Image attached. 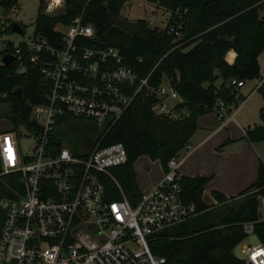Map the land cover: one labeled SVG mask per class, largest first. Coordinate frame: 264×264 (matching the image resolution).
Returning <instances> with one entry per match:
<instances>
[{"label": "built area", "instance_id": "obj_1", "mask_svg": "<svg viewBox=\"0 0 264 264\" xmlns=\"http://www.w3.org/2000/svg\"><path fill=\"white\" fill-rule=\"evenodd\" d=\"M135 1L142 12L170 18L168 10L148 0H122L121 18L126 19L121 13ZM66 8L67 0H43L40 15L55 17ZM2 10L7 11L0 4V59L11 55L19 62L17 71H26L21 63L25 54L47 91L42 103L31 107L33 125L18 127L34 137L30 156L19 151L18 128L0 134V176L18 174L23 187L22 194L12 189L13 198L0 197V264H166L153 254L151 242L198 215L194 203L182 197L177 158L168 161L160 183L131 205L112 174L127 161L123 145L97 142L83 154L64 141L57 126L86 120L107 132L142 90L145 97L156 98L151 107L155 115L176 121L186 116L176 110L180 97L165 78L156 88L148 84L149 75L139 79L118 49L91 47L95 29L85 21L83 8L68 24H56L59 38L51 42L35 26L27 39L4 41L2 35L12 31L13 23L6 24ZM167 23L162 29L179 38L181 23ZM229 84L235 89L244 85L236 79ZM259 214L264 220V200ZM253 226L244 223L243 233L253 234ZM240 253L245 264H264V244L244 245Z\"/></svg>", "mask_w": 264, "mask_h": 264}, {"label": "trees", "instance_id": "obj_2", "mask_svg": "<svg viewBox=\"0 0 264 264\" xmlns=\"http://www.w3.org/2000/svg\"><path fill=\"white\" fill-rule=\"evenodd\" d=\"M16 0H2L8 10ZM168 10V25L180 22V37L166 30L152 28L145 21L137 20L132 36L108 23L110 15L120 17L122 0H67L65 13L55 17L40 14L35 20L36 32L48 41L58 39L53 29L58 23L68 24L82 8L85 21L93 25L95 38L91 47H114L123 62L139 79L149 75L148 84L158 87L166 79L181 99L176 110H184L180 120L155 115L151 107L155 97H145V90L138 93L118 121L100 134L101 146L121 143L127 161L112 170L124 197L134 205L140 196L133 162L141 156L158 161L163 171L167 163L177 158L197 130V119L220 108L229 115L240 101L239 89L229 84L232 79L245 83L262 81L256 88L264 99V80L259 74L258 56L264 50V0H148ZM7 32H11L9 29ZM233 51L232 64L225 61L227 52ZM20 75L16 60L0 66V95L9 104L13 129L31 127V107L42 103L47 85L40 73L27 64ZM220 84L215 86L216 80ZM17 89L20 95L16 96ZM264 119V108L259 110ZM10 130V131H12ZM6 132V131H4ZM243 140L263 143L264 127L254 125L244 130ZM207 177L181 176L182 197L194 203L198 215L182 224L171 227L151 242L156 256L166 264H245L233 251L247 236L242 225L253 223V235L264 244V220H260L259 205L264 199V163L258 161L256 180L247 189L231 198L214 195L216 204L205 206L202 194ZM112 190L111 186H108ZM15 189L23 193L18 174L0 176V197L13 198ZM119 198L118 196H115ZM4 213L0 211V230Z\"/></svg>", "mask_w": 264, "mask_h": 264}, {"label": "rangeland", "instance_id": "obj_3", "mask_svg": "<svg viewBox=\"0 0 264 264\" xmlns=\"http://www.w3.org/2000/svg\"><path fill=\"white\" fill-rule=\"evenodd\" d=\"M43 0H16L15 4L7 11L2 10L3 15L6 16V24L11 25L16 22L20 24L24 30V35H19L14 32H7L2 35L4 41H20L27 39L31 36L34 31L35 20L40 14L41 6ZM144 12L141 11L139 1H135L132 4L126 6L121 16L129 21L143 20L150 27L163 28L166 24L167 15H159V18L151 20L147 17H143ZM143 17L144 19H142ZM139 18V19H138ZM3 47L0 45V52ZM258 67L259 74L262 79H264V50L258 56ZM260 81H247L245 86L240 90L241 98L237 107L232 110V112L227 115L225 111H219V113L224 117V122L234 115L235 123L231 124L229 129L232 130V136L234 138H240L241 130L239 127L248 128L254 125H259L264 127V119L259 116V110L264 108V99L257 92L256 86H258ZM262 83V82H261ZM220 84V80H216L215 86ZM4 96L0 95V134L4 131H10L13 129L10 122V110L9 104L3 101ZM222 119L217 118L212 120L210 123V128L215 130V128L221 124ZM199 123H203V120ZM224 133L227 132V126L224 127ZM57 129L64 133V141L72 145L73 148L80 151L83 154H87L98 142V137L100 134L104 133L105 126L99 128L94 123L86 120H69L64 124L57 126ZM17 142L20 153L24 157H28L32 154V145L34 143L33 135H28L21 128H18ZM204 132L198 130L190 140L191 152H197L191 158L186 156L185 165H192L191 173L196 176L203 175L210 178L212 186H221L226 184L229 179L241 178L243 175L247 174L249 166L253 162L257 166V162L260 160L264 163V146L263 143L259 142L258 148H244L242 152L236 155V145L235 143L226 144L219 143L215 145L223 134H216L210 140L208 139L206 144L198 149V141ZM200 137V139H199ZM239 143V142H238ZM214 146V147H213ZM250 147V146H249ZM198 149V150H197ZM246 149V151H245ZM189 150H184L179 154L178 161L183 158V156L188 154ZM188 158V160H187ZM133 171L135 173L136 184L140 194H144L149 186L146 184L150 183L155 176L163 177L162 168L157 161H151L146 156L138 157L132 164ZM185 172V171H184ZM186 174V173H185ZM211 186V185H210ZM209 189L207 190L208 194ZM209 195V194H208ZM264 200V199H262ZM204 203L210 205L212 203V198H208L207 195L204 197ZM258 239L255 235L251 234L247 236L238 246L235 247L233 253L234 255L241 259L242 255L240 253L241 245L249 244L255 246L258 244Z\"/></svg>", "mask_w": 264, "mask_h": 264}, {"label": "crops", "instance_id": "obj_4", "mask_svg": "<svg viewBox=\"0 0 264 264\" xmlns=\"http://www.w3.org/2000/svg\"><path fill=\"white\" fill-rule=\"evenodd\" d=\"M159 15H160V13H158V12L145 11L144 14H143V17H147V18H149L151 20H155V19L159 18ZM143 17H141V18L144 19ZM164 20H168V18L167 19L165 18ZM157 28H159V27H157ZM160 29H162V28H160ZM234 59H235V53L233 51L227 52V54L225 55V61L228 64H232L234 62ZM261 82L262 81H260L259 85L261 84ZM245 83H244V85L241 88H239V94H240V90L245 86ZM258 86H256V88ZM224 117L225 116L220 117V119H222L221 120L222 122H221V124H219L215 128V130H212L210 128V123H211L212 120H214V119L217 120V118H219L217 113L212 112V113L206 114L204 116H201V117H199L197 119V130H196V132L198 130H201V129L204 132V135L201 136V139L199 137L200 140L198 141V147H199L198 149L203 147L206 144L208 139L210 140L216 134L218 135V134H221V133L223 135L221 137H219V140L217 141L216 144H214V146L217 145V144L219 145V143H224V142L225 143L222 146H224L226 144H230L231 145V143H235L236 149H237L236 150V153H237L236 155L240 154L244 148H247V149L251 148V147L258 148V144L259 143H249V142H246L245 140H243L242 137L244 136V130L246 128L239 127L240 130H241V136H240V138H234V136H232L233 135L232 134V130L229 129L230 125L235 123L234 115H231L227 119L226 122H224ZM202 120H203V123H199ZM225 126L228 127V129H226L227 130L226 133H224V129H225L224 127ZM192 137L190 138V140L192 139ZM190 140H189L188 146L184 150H189L190 149V146H189L190 145ZM183 151H181V152H183ZM245 151H246V149H245ZM196 153H197L196 151L193 153V152H191V150H189L188 154L187 155L185 154L183 156V158L178 161L177 172H178V174L180 176H186V177H195L196 176L195 174H190L191 173V169H192V165L190 166V164H188V165L184 166L185 162H186L185 161L186 156L189 155L188 158H191ZM178 158H179V155L177 157V160H178ZM188 158H187V160H188ZM257 165H258V162H257ZM256 169H257L256 164L254 162L252 164V160H251V166H249L246 175H243L240 179L239 178H237V179L236 178L235 179H229V181H226V184L221 185V186H217V185L216 186H214V185L212 186L211 182L209 181L210 178L205 176V177L208 178V181H207V183L205 184V187H204V191H203V194H202V201L204 203V197H205V195H207L208 198H210V197L212 198V203L210 205H206L204 203V205L208 206V207L215 205L216 204V198L214 196L215 194L218 195V196L224 197V198H231V197H234V196L238 195L243 190L247 189L256 180ZM162 172L164 173L163 169H162ZM200 176L204 177L203 175H200ZM161 180H162V178L160 176H155L154 179L150 183H148L146 185H147V187L149 186V188H150L151 186L160 183ZM135 181H136V178H135ZM208 189H209V191H208L209 195L206 193ZM258 244H259V242H258ZM244 245L245 244L241 245V247L244 246Z\"/></svg>", "mask_w": 264, "mask_h": 264}, {"label": "water", "instance_id": "obj_5", "mask_svg": "<svg viewBox=\"0 0 264 264\" xmlns=\"http://www.w3.org/2000/svg\"><path fill=\"white\" fill-rule=\"evenodd\" d=\"M108 23L112 26H115L119 28L121 31H123L125 34L132 36L136 30L137 22L136 21H129L126 19H123L121 17L110 15L108 17ZM12 31L14 33L22 34L23 30L19 27L18 23H13L12 25ZM14 61V57L11 55H3L0 59V62L2 66H8L12 64ZM25 72V69H21L18 73L22 75ZM16 96L20 95V89H17ZM259 219H261V215H258Z\"/></svg>", "mask_w": 264, "mask_h": 264}]
</instances>
